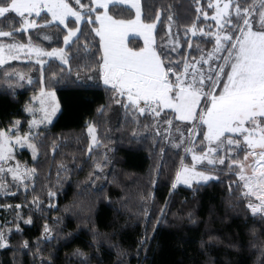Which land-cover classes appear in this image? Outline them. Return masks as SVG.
I'll return each instance as SVG.
<instances>
[{
  "label": "trees",
  "instance_id": "trees-1",
  "mask_svg": "<svg viewBox=\"0 0 264 264\" xmlns=\"http://www.w3.org/2000/svg\"><path fill=\"white\" fill-rule=\"evenodd\" d=\"M209 2L200 0L209 19L205 21L200 14L198 25L206 30L211 25L214 30L215 22L210 18L214 10L207 8ZM140 3L142 18L149 22L160 12L154 29L156 44L167 42L171 59L180 62L181 69L185 57L194 62L200 50L206 52L213 47L214 38L202 37L199 32L193 37L189 32V49L185 30L197 20L195 0ZM111 12L117 18L134 16L128 6L114 7ZM13 18L14 27L19 28V17L13 13L8 19L0 18V29L12 30ZM29 34L33 44L43 50L65 47V33L55 27L29 29L23 35L14 32L11 37H0V41L26 44ZM44 35L51 39L45 40ZM208 39L212 42L205 43ZM128 42L129 46H142L139 37H130ZM173 46L175 51H171ZM98 49L99 38L90 26L84 28L79 40L74 38L70 48H65L72 57L71 72L69 65H62L64 76L55 85L60 109L51 123L37 129L42 133L34 140L38 159L31 158L26 150L17 154L36 172L25 190L13 186L6 195H0V219L6 218V225L11 227L8 244L0 247V264H264V215L251 212L250 197L244 195L243 182L236 178L235 170L230 171L228 165L210 168L216 179L178 185L170 196L184 149L180 148L178 155L164 139L167 124L160 122L161 135L157 138L151 116L134 117L114 101L113 92L101 80L87 79L82 66L92 65L99 58ZM78 67L84 80L77 79ZM41 69L34 60L16 59L0 65V127L19 120L21 131H27L30 115L24 112V106L40 90ZM60 71L57 59L45 60V84L51 86L52 73ZM15 73H23L24 79ZM101 106L103 110L98 111ZM89 124L96 127L98 141L91 153ZM172 135L178 136L175 128ZM161 148L166 151L162 153ZM242 154L239 152V158ZM97 161L104 166L102 172L95 169ZM184 163L192 164L190 153ZM93 172L97 174L90 176ZM50 191L56 194L49 197ZM34 198H38L39 206L33 203ZM18 204L22 207L16 208ZM162 207L165 215L157 222ZM28 219L30 224L25 223ZM46 224L49 238L44 235Z\"/></svg>",
  "mask_w": 264,
  "mask_h": 264
},
{
  "label": "snow or ice",
  "instance_id": "snow-or-ice-1",
  "mask_svg": "<svg viewBox=\"0 0 264 264\" xmlns=\"http://www.w3.org/2000/svg\"><path fill=\"white\" fill-rule=\"evenodd\" d=\"M195 2L197 20L186 28L185 36L188 37L191 32L195 37L199 32L202 37L214 38L215 43L206 52L200 50L201 55L194 63L185 57L181 69L180 62L171 59L167 42L156 44L154 29L160 12L150 22L143 19L140 0H0V18L8 19L15 13L20 23V27L15 28L13 18L12 30L0 29V37L52 27L65 33V47H55L50 51L34 45L30 34L26 44L0 43V65L5 63V53L9 60H16L27 50L29 59L35 54L39 58L37 63L42 66L40 90L24 106V112L32 117L28 120L27 131L21 132L19 120L11 122L6 128L0 127V190L7 191L5 177L9 174L17 186L35 174V168L16 160L14 150L17 146H27L33 158L38 159L37 145L33 141L42 133L34 129L51 123L60 109L55 85L64 76L62 65H69L68 72H71L72 57L67 55L65 48H70L74 38L79 40L84 28L90 26L91 32L99 38L100 55L92 65L82 66L88 73L87 79L102 80L106 88L113 92L114 101L122 104L134 117L151 116L157 138L161 135L160 122L167 124L164 139L177 149L178 155V150L184 149L169 195H172L178 183L191 185L194 180L207 182L214 178L201 162L207 161L213 167L227 163L230 171L233 167L239 168L235 174L247 190L244 195L256 196L259 201L248 204L251 212L254 215L264 213V0H210L207 8L214 10L211 14V19L215 21L214 30L211 25H207L208 30L198 25L199 15L202 14L207 21L209 12L200 6V0ZM127 5L135 9V15L130 19L117 18L111 12L114 7ZM41 20L42 23L39 22ZM169 20H172L171 16ZM130 33L143 37V46H129ZM44 39L51 37L44 35ZM188 39L191 49V37ZM211 42L212 39L205 41ZM175 50L173 46L171 51ZM44 56L61 62L60 73H52L51 86L45 84V60L40 58ZM77 72L79 79V67ZM5 75L8 76L7 73ZM15 75L20 80L24 79L23 73ZM102 110L103 106L98 109ZM147 128L148 125H145ZM173 128L178 136L172 135ZM88 132L92 143H98L97 129L93 124L88 125ZM133 135H138L135 129ZM198 140L199 145L196 143ZM53 148L55 150V144ZM91 151L90 144L89 153ZM164 151L166 149L161 148V152ZM241 151L244 152L243 159L239 158ZM189 153L191 166L184 163ZM12 160H16L14 165L9 163ZM198 163L202 170L197 169ZM103 167L100 162H95V169L102 172ZM156 171L158 176L159 165ZM96 174L93 172L90 176ZM55 194L51 191L48 193L49 197ZM33 203L39 206L38 198H34ZM167 203L166 200L165 207ZM21 207L16 205V208ZM144 214L147 219V208ZM164 215L165 208L162 207L157 222ZM31 222V219L25 221ZM16 228L20 231L18 223ZM44 235H51L47 224ZM7 244L8 238L0 230V247ZM24 245L28 246V242L25 241ZM77 253L85 255L79 250ZM261 255L264 256V249Z\"/></svg>",
  "mask_w": 264,
  "mask_h": 264
},
{
  "label": "rangeland",
  "instance_id": "rangeland-1",
  "mask_svg": "<svg viewBox=\"0 0 264 264\" xmlns=\"http://www.w3.org/2000/svg\"><path fill=\"white\" fill-rule=\"evenodd\" d=\"M34 15V14H33ZM210 18H211V16H210ZM215 22V21H214ZM215 29V28H214ZM133 37H136V36H133ZM0 43H2L1 41H0ZM5 45H7V44H5ZM65 46V45H64ZM36 58H38V57H36L35 56V54H32V56H31V59L32 60H34V59H36ZM27 59H29V57H28V54H27V50H25V52H22L21 54H20V58H19V60H27ZM31 59H29V60H31ZM58 60V59H57ZM7 61H10L8 58H7V53H5V62H7ZM60 61V60H59ZM195 62V61H194ZM193 62V63H194ZM79 79H83L84 80V78L82 77V76H79ZM86 80V79H85ZM37 94V93H36ZM33 96V95H32ZM32 96H31V98H32ZM31 98H30V100H31ZM32 117H31V115H30V119H31ZM42 126H44V125H41V126H39V128L40 127H42ZM34 131H37V129H34ZM22 132V131H21ZM90 141H91V145H96V144H93L92 143V137H91V135H90ZM34 142V141H33ZM22 150H26V151H28L29 152V154H30V156H31V158H33V156H32V151H31V149H29V148H27V146H24V147H20V146H17L16 147V149L14 150L15 151V154H16V160H19V161H21L22 163H24V161L23 160H21L20 158H18V156H17V154L20 152V151H22ZM241 152H243V151H241ZM234 155V154H233ZM190 156H191V154H190ZM243 157H244V152H243V154H242V156H241V158L240 159H243ZM16 160H12V161H9V163L10 164H15L16 163ZM191 160H192V158H191ZM251 162V157L249 158V163ZM203 165H208L207 164V161H203V162H201ZM192 165V164H191ZM191 165H189V166H191ZM224 165H226L227 166V163H225ZM29 168H31L30 167V165H27ZM209 166V169H207L208 171H210L211 173H212V175H213V179L212 180H214V179H216V174L214 173V171L213 170H210V168L211 169H213V168H215V167H220V166H222V165H217V166H215V167H213V166H211V165H208ZM196 167H197V169L198 170H202L201 169V164L200 163H198L197 165H196ZM233 169L235 170L234 171V173H236L237 171H239V168L238 167H233ZM250 169L248 170V173L250 174ZM235 176H236V178L239 180V178L237 177V175L235 174ZM32 177L33 176H31V177H28L25 181H24V183L23 184H19V186H17L16 185V183L13 181V179H12V177H11V175L9 174V175H7L6 177H5V179H6V182H7V184H8V188H7V191H4V190H0V195H6V193H8L9 192V190L11 189V187H19V188H21V189H26L27 187H25V184L27 185L28 184V182L29 181H31V179H32ZM208 182V181H207ZM242 182V181H241ZM193 183H205V181H199V182H197V181H193L192 182V184ZM191 184V185H192ZM178 185H183V186H190V185H187V184H184V183H178L177 184V186ZM245 189V188H244ZM247 190L245 189V192H246ZM250 197V199H249V203L251 202V203H258L259 201L257 200V198H256V196H249ZM0 207H3V204H1L0 203ZM260 214H262V215H264V213H260ZM6 219V218H5ZM5 219H0V230H3L4 231V233H5V236L6 237H8V234L10 233V231H11V227L10 226H7L6 225V223H5ZM50 236H46L45 235V238H49Z\"/></svg>",
  "mask_w": 264,
  "mask_h": 264
},
{
  "label": "crops",
  "instance_id": "crops-1",
  "mask_svg": "<svg viewBox=\"0 0 264 264\" xmlns=\"http://www.w3.org/2000/svg\"><path fill=\"white\" fill-rule=\"evenodd\" d=\"M128 7H130V5H127ZM131 8V7H130ZM133 11H134V15H135V9H132ZM133 36H136V37H139L140 39H141V41H142V46H143V37H141V36H139L138 34H135V33H130L129 34V38L130 37H133ZM128 38V39H129ZM46 51H50V50H46ZM40 58H42V59H44V60H47V59H50L49 57H47V56H44V57H40ZM39 58H36V59H34V61H37ZM56 59V58H55ZM27 60H29V59H27ZM32 60V59H31ZM59 61V60H58ZM60 62V61H59ZM101 82H102V80H101ZM103 83V82H102ZM58 112V111H57ZM54 118V117H53ZM52 118V119H53Z\"/></svg>",
  "mask_w": 264,
  "mask_h": 264
}]
</instances>
